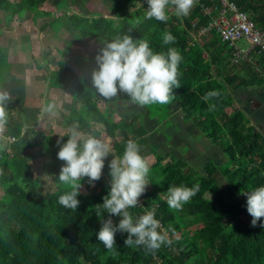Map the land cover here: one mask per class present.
Listing matches in <instances>:
<instances>
[{
	"label": "trees",
	"instance_id": "16d2710c",
	"mask_svg": "<svg viewBox=\"0 0 264 264\" xmlns=\"http://www.w3.org/2000/svg\"><path fill=\"white\" fill-rule=\"evenodd\" d=\"M44 1L52 0H0L3 14L0 33L18 21L23 12L33 17L46 16L35 6L36 2ZM134 1L119 0L122 7L119 10L112 7L109 16H91L81 9L82 16L69 14L66 20L74 31L99 47L118 35L128 34L134 40H147L154 52L166 53L169 48H176L183 59L179 65L181 87L174 89V101L183 112L185 122L194 123L200 136L225 155L226 163L216 165L210 161L205 165V173H200L181 157L169 155L166 159L154 154L155 160L147 176L149 184L139 200L142 206L129 211L138 217L155 208L156 218L169 229L173 243L162 245L155 252L144 246L128 247L124 245L127 233L118 231L117 250L110 252L97 239L102 225L95 213V205L103 203V197L110 191L109 163L123 155L129 139L143 148V156L146 151L154 153V150L146 144L144 128L141 125L133 127L136 118L113 122L110 112L102 111L90 74L83 81L64 59L53 58L54 68L46 77L47 86L64 89L73 95L78 110L71 113L70 122H78V130L83 134H92L101 140L109 137L112 152L105 158L101 178L94 182L95 191L90 192L93 185L85 178L77 197L80 200L78 209H67L58 202L59 196L70 190L66 186L38 196L27 190L39 184L31 163L36 158L41 160L47 176L59 177L64 162L58 159L57 153L67 141L69 130L62 139L33 129L24 136L23 119L14 117L8 110L5 136L14 140L9 141V149L0 151V187L3 190L0 264H264V218L255 227L251 226L247 195L242 194L264 186V132L250 124L246 112L234 105L236 92L264 86V57L252 52L259 71L246 61L230 65L231 48L221 41L214 29L198 35L210 18L202 9L212 6L214 0H198L187 17L168 13L170 18L166 22L144 18L148 10L146 1L128 13L127 6ZM236 3L257 27L264 26V0H236ZM137 19L142 22L137 24ZM165 32L175 36L174 43H163ZM52 54L48 48L42 55L46 58ZM6 58L7 48L0 46V63L6 62ZM88 65L87 71L91 67ZM213 90L223 92L218 99L205 102L202 97ZM210 103L216 105L212 111ZM119 131L124 134L118 139ZM216 172L224 179V186L214 175ZM197 183L200 191L184 205L185 211L169 209L166 202L169 186L192 187ZM18 213L29 217L30 224L21 222ZM108 216L104 213V219ZM117 218L121 219L120 216L112 217L114 224L119 223Z\"/></svg>",
	"mask_w": 264,
	"mask_h": 264
},
{
	"label": "clouds",
	"instance_id": "9594fccd",
	"mask_svg": "<svg viewBox=\"0 0 264 264\" xmlns=\"http://www.w3.org/2000/svg\"><path fill=\"white\" fill-rule=\"evenodd\" d=\"M148 10L145 19L166 22L169 20V9L173 8L177 17H187L198 0H147ZM142 21L137 19L136 23ZM131 31V29H130ZM176 40L170 32L163 34V43L171 44ZM97 67L91 74V85L105 100L113 101L123 94L131 103L139 106L169 105L175 100L174 89L181 87L179 65L183 57L176 48L165 52H154L149 42L144 39L134 40L131 35L116 36L104 43L96 57ZM218 90L209 91L202 99L205 102L219 98ZM15 97L7 90H0V151L7 150L5 133L8 130L9 112L7 105ZM215 104H209L212 111ZM42 113L56 115V103H46ZM74 122L67 135L68 139L61 144L57 153L58 159L64 162L58 180L69 191L59 196V204L76 211L80 204L77 199L82 187L81 181L87 178L90 185L102 176L105 158L112 152L109 142H105L92 134L84 135ZM65 135H60L61 139ZM150 162L141 154L137 141L129 139L123 155L113 158L109 163L111 185L110 191L103 197V203L95 205V213L101 220V228L97 239L110 252L117 250L116 233H127L124 245L128 247L144 246L146 250L155 252L162 245L171 246L169 229L156 218V209L146 211L134 217L129 209L142 206L140 197L149 184L147 176ZM2 174V170H0ZM264 174V173H262ZM200 191L199 183L192 187L185 185L169 186L167 189V205L170 210L180 211L183 206ZM247 211L252 217L251 226L264 218V186L247 193ZM104 213H108L104 219ZM120 216L118 224L112 217ZM264 226V225H262Z\"/></svg>",
	"mask_w": 264,
	"mask_h": 264
},
{
	"label": "crops",
	"instance_id": "0c3cea01",
	"mask_svg": "<svg viewBox=\"0 0 264 264\" xmlns=\"http://www.w3.org/2000/svg\"><path fill=\"white\" fill-rule=\"evenodd\" d=\"M10 1L18 2L19 0ZM145 1L147 2V0H135L127 6L128 13L133 12ZM119 3V0L36 2L35 6L45 12L46 16L33 17L31 13L23 12L18 21L13 22L9 29L0 33V46L7 48L6 62L9 66L6 70V67L0 63V90H7L15 97L7 107L16 118L23 119L24 136H28L29 129H33L54 138H60V135L66 134L73 124L70 122L69 116L73 111H77L78 107L76 104L74 105L72 95L64 89L49 87L46 84V77L54 68L51 59H64L83 81L88 79V74L91 75L97 66L95 57L102 47L74 31L69 26L66 15L82 16L80 10L85 9L91 16H109L112 7L118 10L122 7ZM173 12L174 9L170 8L169 13ZM2 15L0 12V19ZM48 48H51L53 54L51 57L43 58L42 54ZM88 64H91V67L87 71L86 65L89 66ZM256 89L258 88H254L253 92H256ZM98 97L99 106L103 112H110L113 122L129 121L132 117L136 118L133 121V126L141 125L145 130L144 137L146 139L150 138L149 135L153 134L155 130L156 135L153 136L156 137V140L151 142L150 146L157 147V150L182 143L188 144V147L199 141H209L205 137L196 139L199 134L198 128L192 122L182 121L183 112L176 101L167 105L168 115L162 113L164 127L167 126L168 130L175 134L172 139H168L166 135L158 132L157 126L160 122L150 116L148 109L131 103L128 97H119L117 102L108 101L107 103L99 94ZM53 101L57 105L56 115L42 113L44 105ZM126 132L129 133V129H126ZM123 134V131H119L116 136L119 139ZM103 141L112 144L109 137L104 138ZM170 141L175 142L169 144ZM9 145L7 140V149H9ZM154 151L156 152V150ZM156 154L165 157L173 155L169 151L156 152Z\"/></svg>",
	"mask_w": 264,
	"mask_h": 264
},
{
	"label": "rangeland",
	"instance_id": "374dc122",
	"mask_svg": "<svg viewBox=\"0 0 264 264\" xmlns=\"http://www.w3.org/2000/svg\"><path fill=\"white\" fill-rule=\"evenodd\" d=\"M119 5L121 6L122 4L119 3ZM236 44L240 48H246L248 46L247 42L243 39L238 40ZM1 65H4V67L7 66L6 62H3V64ZM219 92L222 93L223 91L220 90ZM120 97L125 98L126 96L121 94ZM234 98H235L234 105L241 107L246 112L247 118L250 124L257 126L259 129H261V131L264 132V86L256 89V92H253L251 89L238 91L236 92ZM117 100L118 98L114 99L113 101L117 102ZM73 101H74V105L75 104L77 105L74 97H73ZM139 107H144L148 109L150 116L154 118L155 121L160 122V124L157 126L158 132L162 135L163 134L166 135L168 139H172V137L175 134L170 132L167 126L164 127L162 123V119H163L162 113H164L165 115L166 114L168 115L167 105L157 104V105L139 106ZM182 121L184 122L185 120L182 118ZM154 134H155V130L153 131V134L149 135L150 138L146 139L147 146H150L151 142L156 140V137L153 136ZM200 138L201 136L200 134H198L196 139H200ZM174 142L175 141H170L169 144H173ZM187 145L188 144L186 143H182L174 147L173 146L162 147V148H159L158 150H157V147H154V146H151V147L153 150H156L157 153H162V151L165 153L169 151L175 157H181L191 167L195 168L200 173H205V165L206 163L210 161L214 162L216 165H222L226 163L225 155L220 150H218L210 141H201V142L199 141L197 142V144L190 145L188 147ZM141 149L143 150V148ZM177 150L179 151V153ZM156 152L154 151V154H156ZM145 153H146L145 157L148 159L150 163H152L155 160V155H153V152L151 150H148ZM168 158H169V155L166 156V159ZM31 163H32V168H33V174L38 180L39 184L36 188L29 189L27 191L38 196L40 194L53 191L56 187L64 186L59 182L58 178L52 179L51 177L46 175V173L43 170L41 160L36 158ZM214 175L218 178L219 183L222 186H224L225 182H224V179L221 177V175L218 172H216ZM95 189H96V186H92L90 189V192H94ZM2 196H3V190L0 187V198H2ZM185 210H186V207L183 206V209L181 211H185ZM17 218L21 220V222H23L25 225H28L31 222L30 218L22 213H18ZM116 220H119V218H117Z\"/></svg>",
	"mask_w": 264,
	"mask_h": 264
},
{
	"label": "built area",
	"instance_id": "2783aa9c",
	"mask_svg": "<svg viewBox=\"0 0 264 264\" xmlns=\"http://www.w3.org/2000/svg\"><path fill=\"white\" fill-rule=\"evenodd\" d=\"M202 12L210 18L208 23L199 30L198 35H204L210 29H214L221 41L231 48L230 65L246 61L253 65L256 71H259L252 52L264 57V26L257 27L248 14L238 8L236 0H214V4L204 6ZM240 39L247 42L246 48H240L236 44ZM13 140V137L8 138L10 142Z\"/></svg>",
	"mask_w": 264,
	"mask_h": 264
}]
</instances>
